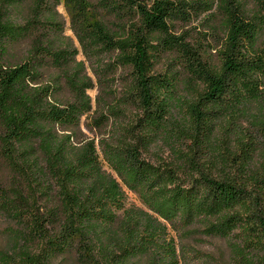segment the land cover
I'll list each match as a JSON object with an SVG mask.
<instances>
[{"label":"trees","instance_id":"16d2710c","mask_svg":"<svg viewBox=\"0 0 264 264\" xmlns=\"http://www.w3.org/2000/svg\"><path fill=\"white\" fill-rule=\"evenodd\" d=\"M65 262L264 264V0H0V264Z\"/></svg>","mask_w":264,"mask_h":264},{"label":"rangeland","instance_id":"374dc122","mask_svg":"<svg viewBox=\"0 0 264 264\" xmlns=\"http://www.w3.org/2000/svg\"><path fill=\"white\" fill-rule=\"evenodd\" d=\"M60 10L65 13V10L63 8V6H60ZM67 33L69 35L73 36V32L71 29H69V24H67ZM81 57V55L79 56ZM90 94L92 95V97H95L97 94V90L96 89H92L90 90ZM127 200H128V204H133V205H137V206H143L142 201L140 200V198L137 197V195L135 193H133L132 191H127ZM221 243L214 239V238H209L207 240V242H205V244L202 246L204 251H208L210 253H212L213 255L219 256V252H218V247ZM63 264H70V263H63Z\"/></svg>","mask_w":264,"mask_h":264}]
</instances>
